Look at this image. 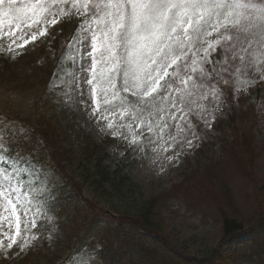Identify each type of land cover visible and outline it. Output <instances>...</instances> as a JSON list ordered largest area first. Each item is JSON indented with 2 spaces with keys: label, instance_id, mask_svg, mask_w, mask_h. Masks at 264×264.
<instances>
[{
  "label": "snow or ice",
  "instance_id": "6c2138e0",
  "mask_svg": "<svg viewBox=\"0 0 264 264\" xmlns=\"http://www.w3.org/2000/svg\"><path fill=\"white\" fill-rule=\"evenodd\" d=\"M73 11L84 19L58 64L57 80L67 85L59 94L70 101L76 93L84 95L82 85L86 84L90 86L92 115L100 108L98 95L105 105L119 100L121 117L130 111L133 119L139 120L137 127L147 123L149 134L181 148L185 144L191 147L192 139L183 127L169 124L168 120L196 115L207 124L206 117L219 110V85L230 83L225 79V74H231L228 65L237 57L244 65L247 48L240 36L228 34L230 30L249 33L252 28H259V33L251 35L253 39L259 35L257 43L264 47V0H0V52L6 51L15 58L29 43L47 36L48 27L59 23L60 17ZM248 12L255 16L247 15ZM253 19L260 24L252 23ZM242 21L249 24L242 25ZM251 46L249 40L248 48ZM228 53H232L230 58ZM253 59L256 76L241 79L237 75V91L253 84L256 78L264 80L259 68L264 54L254 53ZM240 72L237 68L236 73ZM54 88L55 84L49 85L50 90ZM121 91L136 97L137 102L131 103L120 95ZM209 95L216 101L214 108L205 110L203 105H197L196 97L207 99ZM194 105L201 110L196 112ZM186 124L195 138L191 121ZM113 126L112 122L107 124L109 129ZM7 127L14 134L17 127L20 133L27 131L15 121H9ZM128 127L131 129V125ZM0 160L10 165L9 169L0 168V252L15 246L19 255L39 239L33 229L38 227L37 218L43 210L34 202L33 182L21 178L32 175V170L20 167L16 160Z\"/></svg>",
  "mask_w": 264,
  "mask_h": 264
},
{
  "label": "rangeland",
  "instance_id": "374dc122",
  "mask_svg": "<svg viewBox=\"0 0 264 264\" xmlns=\"http://www.w3.org/2000/svg\"><path fill=\"white\" fill-rule=\"evenodd\" d=\"M255 2L260 3L262 0H255ZM246 14L255 16L254 12ZM83 19L74 11L70 12L69 15L60 17L59 23L48 27L47 36L29 43L23 50V52L26 51L24 56L20 57L22 54H19L13 58L11 54L3 51L0 52V59L6 61L8 65L16 63L17 68L19 67L15 69L16 72H20L21 68L29 65L33 59L39 62L45 59L48 61V68L53 71L49 85L55 84L52 90L54 97L51 98V106L54 105L52 110L57 112L56 116L63 126V135L71 139V146L75 149L77 146L83 147L85 141L98 144L107 138H112L113 141L104 150L107 157L103 165L110 171L118 169L120 175L127 177L137 185L138 193L143 200L149 201L152 198L163 196L157 203L154 219L161 226V230L165 231L169 241L179 247H185L186 253L196 259L201 257L199 252L206 247L214 251L218 248L220 251H229L234 247H240L239 241L228 242L220 239L221 219L217 207L220 205L228 216L234 214L237 218H243L244 222H247L254 211L252 184L236 167L234 157L230 156L231 149L223 140L228 138L229 134L239 138L236 139L241 147L238 159L244 158L242 155L253 156L252 183L256 182L260 187L263 186L264 80L256 78L253 84L248 87L241 86L239 91L236 90L235 84L237 75L241 79L256 76V61L253 59V54H264V47L257 43L259 35L253 39L251 33H259L260 29L254 27L249 33L231 29L228 33L233 37L238 35L244 41V47L247 48V52L244 53L245 62L241 65L237 57L228 65L231 74H225V79H228L230 83L219 85L222 87L219 110L213 111L212 116L206 117L207 124L196 115H187L184 120H168L169 124H179L183 127L187 137L192 139L191 147L185 144L181 148L170 140L164 143L158 140L156 135L149 134L147 123L137 127L139 120L133 119L130 111L124 112L121 117L119 100H113L111 104L105 105L102 97L98 95L97 101L100 108L95 115H92L93 106L88 92L90 86L86 84L82 85L84 95L76 93L70 101L66 102L64 96L59 94L60 89L67 85H61L57 80L58 64L64 59L67 44L77 35V29ZM252 23L258 25L260 21L253 19ZM248 24L249 21H242V25ZM249 40L252 41L251 48H248ZM7 42V37H5V47ZM236 51H240L239 45ZM227 55L230 58L232 53ZM245 65H248L247 69ZM237 68L241 69L239 74L236 73ZM259 68L261 72H264V63H260ZM77 71H79L78 68ZM39 76L40 73L36 72L33 77ZM33 77L21 79L16 84L20 86L33 84L35 81ZM5 84L9 85L8 82ZM15 88L20 89L18 86ZM37 92L39 89L34 85L31 94L34 95ZM120 95L126 97L131 103L137 102V98L130 93L121 91ZM19 99H21L20 96L15 98V100ZM195 99L197 105H203L205 110H211L216 104L211 95L207 99L199 97ZM194 109L196 112L201 110L195 105ZM104 116H107V119H103ZM186 121H191L197 134L195 138H192ZM109 122L114 125L112 129L107 127ZM128 125H131V129ZM114 132L118 135H113ZM232 136L228 139L229 141L232 140ZM243 136L251 137V153L246 151V141L245 138L242 140ZM133 139H135L134 144ZM216 164H220V167ZM9 167V163L0 160V168L9 169ZM20 167H28L32 170V175L25 174L21 178L33 182L31 187L34 202H38L43 210V215L37 218L38 227L33 229L39 239L22 254H16L15 246L11 250L0 252V264H50L53 257H47V253L53 252L54 255L60 246H64L63 232L71 226L73 221L71 215L75 213L70 209L71 205L65 201V194L54 190L48 174L29 166L20 165ZM212 167L218 169L216 181L227 187L229 192L227 197L231 200L223 198L219 202L212 203L209 197L213 190L209 187L201 188L202 183L197 180H195V185L189 183L193 186L188 185L181 188L186 178L202 176L207 169ZM4 226L7 228L6 222ZM102 228L100 220L94 222L84 233L78 256L69 264H82V262L91 264L95 261V251L88 248V245L90 241L99 237ZM61 254L63 255L64 252ZM197 264L201 262L198 261Z\"/></svg>",
  "mask_w": 264,
  "mask_h": 264
},
{
  "label": "trees",
  "instance_id": "16d2710c",
  "mask_svg": "<svg viewBox=\"0 0 264 264\" xmlns=\"http://www.w3.org/2000/svg\"><path fill=\"white\" fill-rule=\"evenodd\" d=\"M47 62L45 59L32 66L34 70L30 76L40 73L39 77H33V84L20 86L16 83L30 76L22 77L20 72L11 71L0 60V117L7 118L0 120V130L3 131L0 155L9 161H18L19 166H29L48 174L52 187L63 192L65 201L72 206L70 209L75 213L71 212L73 221L63 232L64 246L60 247L67 251L66 258L54 259L53 253H47V257H53L51 264L54 260L61 261L57 264H63L73 252L79 250L84 233L105 208L116 212L119 218L110 224H103L99 237L90 241L89 248L95 251V264H197L198 261L201 264H264V185L260 187L256 182L252 183L253 156L242 155L244 158L238 159L241 147L236 139L239 138L230 135L232 140L225 139L224 142L231 149L230 156L234 157L236 167L252 184L254 211L251 218L244 222L243 218H237L234 214L228 216L220 205L217 210L221 219V240H233L242 234L246 238L240 248L214 251L206 247L199 252L201 257L193 258L186 253L185 247L169 241L154 219L157 203L163 196L143 200L137 185L120 175L118 169L110 171L104 166L107 157L104 142L95 144L85 141L83 147L77 146L76 149L71 146V139L63 135L64 129L56 116L57 112L52 110L54 105L51 106V95L45 79L51 72ZM34 85L39 92L33 95ZM17 96L21 99L15 100ZM9 121L23 125L27 131L20 133L17 127L14 134L7 127ZM244 138L246 151L251 153V137L243 136L242 140ZM110 141L105 140L106 143ZM217 170L212 167L202 176L188 177L181 188L195 185L197 180L202 183L201 188L213 190L209 197L212 203L223 198L231 200L227 197V187L216 181Z\"/></svg>",
  "mask_w": 264,
  "mask_h": 264
}]
</instances>
